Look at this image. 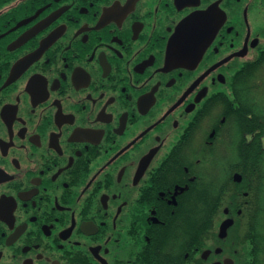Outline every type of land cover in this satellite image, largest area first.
Instances as JSON below:
<instances>
[{
  "label": "flooded vegetation",
  "instance_id": "af4514ba",
  "mask_svg": "<svg viewBox=\"0 0 264 264\" xmlns=\"http://www.w3.org/2000/svg\"><path fill=\"white\" fill-rule=\"evenodd\" d=\"M252 71L264 0H0V264H248Z\"/></svg>",
  "mask_w": 264,
  "mask_h": 264
},
{
  "label": "trees",
  "instance_id": "16d2710c",
  "mask_svg": "<svg viewBox=\"0 0 264 264\" xmlns=\"http://www.w3.org/2000/svg\"><path fill=\"white\" fill-rule=\"evenodd\" d=\"M245 77L252 80L264 79V75L261 76L256 71L249 72ZM259 90V95L254 98L253 118L258 132L253 135L250 148L242 150L248 164L237 170L243 176L241 185L247 196L242 197L241 215L238 216L239 232L234 230L237 238L234 233L230 235V238L237 239L241 253L249 259L248 264H264V81ZM252 126L250 122L246 127Z\"/></svg>",
  "mask_w": 264,
  "mask_h": 264
},
{
  "label": "water",
  "instance_id": "95a60500",
  "mask_svg": "<svg viewBox=\"0 0 264 264\" xmlns=\"http://www.w3.org/2000/svg\"><path fill=\"white\" fill-rule=\"evenodd\" d=\"M235 181L240 182L241 181V176L240 175H235ZM246 195V194H244ZM238 214H241V211H238ZM233 225V220L227 219L223 221L220 225L219 228V237L220 238H225L227 235V230Z\"/></svg>",
  "mask_w": 264,
  "mask_h": 264
}]
</instances>
